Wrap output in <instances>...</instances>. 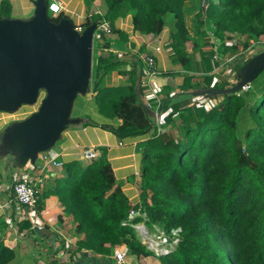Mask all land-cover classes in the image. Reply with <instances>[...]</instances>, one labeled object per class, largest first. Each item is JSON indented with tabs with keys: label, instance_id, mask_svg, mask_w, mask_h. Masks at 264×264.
I'll return each mask as SVG.
<instances>
[{
	"label": "trees",
	"instance_id": "16d2710c",
	"mask_svg": "<svg viewBox=\"0 0 264 264\" xmlns=\"http://www.w3.org/2000/svg\"><path fill=\"white\" fill-rule=\"evenodd\" d=\"M85 1L90 4L95 0ZM187 1L102 0L106 13L94 14L82 25L106 19L113 33L126 41L127 35L115 27L117 19L132 14L136 32L159 35L167 18L173 16L172 56L188 71L203 72L205 83L188 74L181 87L197 84L213 88L214 70L220 62L215 59L212 38H205L203 46L197 41L193 44L201 53L200 62L190 56L187 43L191 37L184 10ZM205 1L207 8L197 13L200 29H205V18L211 22L215 37L221 40L220 52L232 57L231 62L243 49L264 38V0ZM50 3L47 0L48 8ZM49 17L56 23L68 18L64 14ZM2 18H12L10 0H1ZM232 39L235 42L227 44ZM99 42L92 86L99 113L120 119L121 124L112 130L121 139L150 132L154 120L141 90L146 75L142 60L132 56L136 60L131 68L121 69L126 59L112 50L110 37L103 35ZM207 45L211 49L204 47ZM113 70L128 75V81L104 84V77ZM215 85L217 91H224L216 103H175L174 110L179 112L176 133L155 131L147 139L139 203L132 204L124 193L105 150L87 164L65 166L66 175L47 196L54 195L60 201V219L73 215L75 231L82 234L76 251H92L103 257L124 251L127 255L121 264H131L130 256L138 260L151 255L157 256L160 264H264V92L248 108L255 126L247 129L242 139L238 118L248 102L242 94L225 92L228 85H234L230 80H215ZM172 114L166 121L173 128ZM139 207L146 217L137 216L129 222L130 211ZM144 218L167 233L180 228L178 245L160 254L149 249L131 225ZM25 225L32 226L29 222ZM14 258V250L0 241V264ZM113 264H117L116 259Z\"/></svg>",
	"mask_w": 264,
	"mask_h": 264
},
{
	"label": "crops",
	"instance_id": "0c3cea01",
	"mask_svg": "<svg viewBox=\"0 0 264 264\" xmlns=\"http://www.w3.org/2000/svg\"><path fill=\"white\" fill-rule=\"evenodd\" d=\"M10 1L12 4L11 19L28 21L34 17L36 0ZM62 2L64 9L60 14L68 16L75 25L83 24L94 14L104 15L107 10V6L102 0H95L90 4H86L85 0H62ZM186 4L184 6L185 20L190 31ZM115 27L127 35L126 41L122 40L117 33L110 36L112 50L126 59V63L119 68L130 69L133 59L136 60L132 56L142 59L143 56L153 54L156 58L158 74L152 78L150 86L143 85L142 81L141 90L146 103L153 102L156 98L162 99L161 115L164 119L162 131L172 130L176 133L178 129L176 122L179 112L174 110L175 103L193 105L205 102L212 105L216 103L217 98L222 97L221 94L224 91L208 93L202 91L204 87L197 84L189 88L181 87L188 74L194 75L195 80L197 79L199 82L200 72L188 71L172 56L169 42L174 30L173 19L170 23L167 18V26L159 35L136 32L133 28L132 14L117 19ZM191 35L190 31V37ZM158 47L161 49L158 50ZM226 58L228 60L232 57L226 56ZM235 58L237 60L233 62H231L232 60L224 61L223 64H226V67L220 68L219 65L214 70L217 75L215 80L226 78L234 84L228 85V89L239 85L253 72V69L249 67L250 64L246 63L247 58L243 60L240 55ZM194 60L200 62L201 55L197 59L195 57ZM232 65H234V72H232L233 75H229L227 66ZM107 76L104 77V81ZM111 79L117 81V84L126 83L128 75L118 74L116 71ZM84 95L88 97H85L83 101L79 103L74 101L66 128L60 137L49 150L40 152L34 161L31 158L25 159L20 156L19 147L10 140L8 131L14 123L23 121L38 111L42 97L41 101L36 102L32 107L22 105L15 112L0 111V241L15 252V258L8 264H113L115 260V255L103 257L92 251H76L78 247L76 241L82 237V234L75 231L73 215H66L60 219V201L54 195L49 197L47 195L56 188L57 180L66 175L65 166L67 164L77 162L87 164L92 158L102 155L105 150L115 177L122 184L124 193L132 204L139 203V177L136 175L141 171L143 153L148 144L147 139L154 134V128L146 134L121 139L112 130V127L116 128L121 124L120 119H109L101 115L90 90ZM92 100L95 102V107L93 103L91 104ZM172 112L174 113L171 115L174 120L171 124L174 125L173 128L172 126L168 127L166 121ZM153 114L152 111V117ZM88 153L94 157H89ZM44 155H50L56 161L63 162L64 166L61 168L48 164ZM42 169H44L43 173ZM40 171L44 178L40 184L41 197L44 200L42 205L32 209L15 200L13 187L27 173H39ZM26 222L31 223L32 226L27 227ZM132 258L135 260L134 257Z\"/></svg>",
	"mask_w": 264,
	"mask_h": 264
},
{
	"label": "water",
	"instance_id": "95a60500",
	"mask_svg": "<svg viewBox=\"0 0 264 264\" xmlns=\"http://www.w3.org/2000/svg\"><path fill=\"white\" fill-rule=\"evenodd\" d=\"M96 27L97 22L80 33L69 18L54 22L47 0L35 1L31 20L0 19V111L35 104L40 89H46L38 111L8 131L21 157L34 161L49 150L66 128L76 97L89 90ZM253 65L264 69V51L249 67ZM251 81L247 77L225 92L236 93Z\"/></svg>",
	"mask_w": 264,
	"mask_h": 264
},
{
	"label": "rangeland",
	"instance_id": "374dc122",
	"mask_svg": "<svg viewBox=\"0 0 264 264\" xmlns=\"http://www.w3.org/2000/svg\"><path fill=\"white\" fill-rule=\"evenodd\" d=\"M206 4H207V2L205 0H189L186 4L187 5L186 8H187V12H188L187 13V22H188V26L190 28V31L192 33L191 40L187 43V47H188V50L190 51V56L194 57V58L196 57V59L199 58V56H200L199 54H201V53L197 47H193L194 41H197L200 44V46H203L205 38H212L213 40H215L214 28L211 25V22L209 20H206V18H205V21H206L205 29H202V30L200 29V19H198L197 13L201 8H203V7L205 8ZM49 16H52L51 11H49ZM172 19L174 21L173 16L168 17V20L170 21V23H171ZM113 34L114 33L112 32L111 34H109L107 36L110 37ZM242 41H245V38H243ZM233 42H235L234 39L228 40L227 44H232ZM99 43L100 42L98 40L94 41L93 75H92L91 81H93V79H94L95 68L97 66V58L99 55ZM204 47L207 49H211L210 45H207ZM220 50H221V48H218V51H220ZM262 51H264V38H259L257 40V42H255V43L251 44L249 47L243 49L240 56H242L243 60L245 58H247L246 63L251 64L253 62V59L255 57H257ZM219 54H218L219 58L217 61L220 62V68H224V67H226V64H224L222 66H221V64H223L224 61L227 60V58L225 55L223 56L221 54V52ZM227 67H229L228 68V70L230 72L229 75H233L232 72H234V70H233L234 65L227 66ZM114 72H116V70L110 71L108 76L106 77L107 79H105V81L103 80V83L105 82V84H109V83L117 84L118 83L117 81H113L111 79V76L114 74ZM198 77L200 78V82L204 83L203 82V77H204L203 72L200 71V74L198 75ZM247 77H252V81L250 82L251 88L247 91L239 90L236 92L237 94H242L243 96H245V98L248 102V106H246V108L241 111L239 118H238V130L237 131H238V135L242 139L245 136L246 130L249 129L250 127L255 126V121L251 117V114H250V111L248 108H249V106H251L255 102V100L257 98H259L261 96L262 92H264V69L262 71H258V67L253 65V72ZM217 81H220V80H217ZM214 85H215V80L211 86L213 88H203L201 86L203 88L202 91H206L208 93H220L216 90V85L215 86ZM90 86H91V83H90ZM44 95H46V89L44 87H42L40 89L39 98L37 99L36 102L39 103V101H41V97H42V99L45 97ZM85 97H88V96H85L84 94H79L75 100L76 103L83 101ZM92 103H93V106L95 107L94 100L91 101V104ZM34 105L35 104H33V105L24 104L23 106L32 107ZM36 107H38V106H36ZM137 174L138 175H136V177H139V181H138V191H139V189H140L139 187H140V183H141V171L137 172ZM142 216H145V215L143 214ZM133 227L136 229V233H137V236L139 237L140 241L144 242L149 249L154 250L156 252V254H160L159 252L162 250L163 247L157 246L158 240L156 238H157L158 230H160L161 232H164L163 228L159 224L148 223L146 218H144V220L141 222H136L135 226H133ZM178 229H180V228H178ZM151 237L155 239L154 241H152V243L150 242ZM153 245H155V246H153ZM123 253H125V252L123 251ZM126 255L127 254L125 253V256ZM140 260H142L143 262ZM140 260L139 259L137 261L133 260L132 256H130V258H129V261L131 262V264H137L139 262H140L139 264H160L159 259L155 255L146 256V257L141 258Z\"/></svg>",
	"mask_w": 264,
	"mask_h": 264
},
{
	"label": "built area",
	"instance_id": "2783aa9c",
	"mask_svg": "<svg viewBox=\"0 0 264 264\" xmlns=\"http://www.w3.org/2000/svg\"><path fill=\"white\" fill-rule=\"evenodd\" d=\"M207 4L205 7L207 8ZM64 9L63 2L62 0H53V2L50 3V6L48 8L49 11L52 12V17H57ZM85 26L82 24H77L75 25V29L78 30L80 33H82L85 30ZM113 32L112 25L110 21L103 19L98 21L97 27L94 31V41L98 40L100 41L103 37V35H109ZM214 42V50H215V59L218 60L219 56L218 54L220 51H218V48L221 46V40L217 37H215ZM158 50L161 48L158 47ZM220 55V54H219ZM142 62L145 67L146 75L145 79L143 80V85L150 86L152 78L156 77L158 74L157 70V63H156V58L153 54H149L146 56L142 57ZM228 61H231V59H228ZM93 86V81H91V86L89 87L91 95L95 96V92H93L92 89ZM251 88V84L247 83L242 90L247 91ZM147 106L149 109L153 111V120H154V129L153 132H157L160 134L162 132V125L164 123V119L162 117V99L161 98H156L153 102L148 101ZM6 112V111H4ZM153 135V134H152ZM150 135V136H152ZM89 157H94V155H90L88 153ZM95 158V157H94ZM44 159L47 161L48 164H53L54 166L57 167H63L64 163L56 161L54 158H52L50 155H44ZM45 167V166H44ZM44 169H42L43 173ZM41 175V171L38 172H30L27 173L26 175L22 176L20 180H18L13 187V194L15 200L32 209H36L41 203H42V197H41V188L40 184L43 182L44 178ZM146 217V213H144L139 207L138 209H133L129 213V222H131L135 217L137 216H142ZM126 224V223H124ZM132 226H135V223H131ZM164 231V230H163ZM180 232L181 229H174L170 233L167 232H161L158 230L157 233V246H162V250L164 251L167 248H173L178 245L180 242ZM154 238H150V242L154 241ZM155 246V245H153ZM125 253L123 251H117L115 254V259L117 261V264H121L124 261Z\"/></svg>",
	"mask_w": 264,
	"mask_h": 264
}]
</instances>
